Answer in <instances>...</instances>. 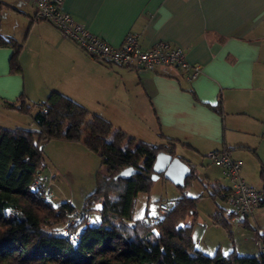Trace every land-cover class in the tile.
Listing matches in <instances>:
<instances>
[{"label": "crops", "instance_id": "obj_1", "mask_svg": "<svg viewBox=\"0 0 264 264\" xmlns=\"http://www.w3.org/2000/svg\"><path fill=\"white\" fill-rule=\"evenodd\" d=\"M0 1L6 4L0 11V33L20 45L16 69L11 65L15 47L0 46L1 127L37 129L35 113L58 91L86 107L90 118L101 116L138 141L173 147L171 154L192 170L184 190L194 187L192 180L199 181L201 193L190 196L201 201L207 193L216 202L209 219L218 227L216 211L223 204L230 212L232 207L214 192L218 185L230 188V180L209 152L229 151L243 160L245 179L264 188V0H65L75 20L113 46L136 33L144 49L159 41L181 48L187 62L200 67L196 77L173 65L148 70L98 62L52 23L38 19L29 1ZM25 104L29 113L20 110ZM46 146L44 170L53 177L55 171L72 170L79 160H101L81 141L52 139ZM62 156L67 157L64 163ZM178 192L176 198L182 195ZM263 210L259 207L240 222L255 230L253 241L259 240L256 229L264 228ZM199 211L197 204V215ZM243 246L233 238L229 252L215 249L245 255L239 252Z\"/></svg>", "mask_w": 264, "mask_h": 264}, {"label": "trees", "instance_id": "obj_2", "mask_svg": "<svg viewBox=\"0 0 264 264\" xmlns=\"http://www.w3.org/2000/svg\"><path fill=\"white\" fill-rule=\"evenodd\" d=\"M3 6L0 1V11ZM9 45L16 49L11 63L16 69L20 45L0 33V46ZM40 106L33 117L37 129L0 126V264H264V250L255 256L235 250L208 255L195 247L193 227L181 224L197 216L200 197L184 190L190 178L181 187L182 195L170 203V213L158 222L147 213L135 216L138 194L149 192L154 183L156 154L161 150L174 154L173 147L138 141L113 129L101 116L89 118L86 107L58 91ZM20 110L29 113L30 106L21 105ZM52 139L83 142L110 172L108 176L97 172L81 220L72 225L76 208L68 201L49 205L45 191L34 187L37 173L44 170V142ZM127 167L140 171L119 177ZM261 176L264 180V167ZM231 193V188L219 185L214 192L225 203ZM90 211L100 219L94 225L85 223ZM232 215L220 207L214 223L230 232ZM66 226L75 241L64 234ZM260 239L264 247V235Z\"/></svg>", "mask_w": 264, "mask_h": 264}, {"label": "built area", "instance_id": "obj_3", "mask_svg": "<svg viewBox=\"0 0 264 264\" xmlns=\"http://www.w3.org/2000/svg\"><path fill=\"white\" fill-rule=\"evenodd\" d=\"M27 1L34 5L38 19L52 23L66 38L76 42L91 58L98 62L148 70L155 69L159 65H173L183 70H190L192 77H196L200 72V67L187 62L181 48L169 42L159 41L153 47L144 49L140 45L138 34L129 33L120 46H113L75 20L65 9V0ZM207 156L215 164L222 166L229 177L232 193L228 202L232 207V220L239 223L243 218L253 216L254 212L264 203V188H259L245 179L243 160L234 158L229 151L222 153L212 151ZM49 182L50 176L42 170L36 175L34 187L42 188L45 191V202L53 205L52 194L48 188ZM170 211L171 207L167 203L161 202L159 214L154 217L153 221L158 222ZM83 213L82 209L77 211L69 224L72 225L81 220ZM87 216L85 223L88 225H94L100 221L97 214L88 213ZM63 232L71 241L76 240V236L68 233L67 226ZM257 235L261 238L264 235V229L259 228Z\"/></svg>", "mask_w": 264, "mask_h": 264}, {"label": "rangeland", "instance_id": "obj_4", "mask_svg": "<svg viewBox=\"0 0 264 264\" xmlns=\"http://www.w3.org/2000/svg\"><path fill=\"white\" fill-rule=\"evenodd\" d=\"M90 118V117H89ZM35 127V125H34ZM114 129V128H113ZM51 149L54 150V147L51 143ZM45 148V155L49 154V146ZM72 154V153H70ZM66 156H62L60 160L62 163L66 162L64 159ZM83 160V159H82ZM82 160H79L80 162ZM77 161L72 166V170L69 169L68 172L63 171L62 173H56L55 177L51 173H47L50 176V185L49 190L52 194V201L54 205H59L63 201H68L72 205L76 206V210H81L85 197L90 194L95 186H96V171L101 169L102 175L108 176L110 172L105 168L101 167V160H93L89 159V161H82L81 163ZM46 164H44V168H46ZM45 173V170H43ZM55 181V184H54ZM195 182L194 187L190 190L185 191L189 196L197 195L201 193V184L197 179L192 180ZM257 185V184H256ZM182 193V189L178 188L175 184H173L169 179L165 176H161L154 180L151 191L149 192H140L137 198V203L135 206V216L143 217L146 213L153 218V216L158 215V205L159 202L163 199L170 200L171 202L176 199V196ZM206 194V195H205ZM204 199L198 202L200 206V211L197 217L189 216L184 221H182V225H192L195 229V234L193 233L194 241L198 239L197 246L201 248L202 252H209L208 255H214L216 246H222V250L224 252H229L232 248L233 238L236 239V242H240L243 244L244 251H242L243 247H240V253L244 252V256H255L261 253V250H264V247L260 241L257 239L256 241L252 240L253 235L255 234V230L250 228L249 226H244V223H231V234L224 227L214 226L212 222H210L209 214L216 206V202L210 198V196L205 193ZM221 204H223L221 202ZM227 212H230L228 205L223 204ZM79 207H81L79 209ZM97 211V210H96ZM96 211H90L91 215H95ZM264 211V210H263ZM260 224L264 226V215ZM253 225H256L255 222H252ZM264 229V228H263ZM257 231V230H256ZM256 235V234H255ZM218 251V250H217ZM216 251V252H217ZM221 252V251H220ZM206 253V254H207Z\"/></svg>", "mask_w": 264, "mask_h": 264}, {"label": "water", "instance_id": "obj_5", "mask_svg": "<svg viewBox=\"0 0 264 264\" xmlns=\"http://www.w3.org/2000/svg\"><path fill=\"white\" fill-rule=\"evenodd\" d=\"M140 170L133 167L123 169L118 176L127 178ZM191 167L180 157L173 156L171 153L160 151L155 158L153 164V180L163 174L167 179L176 185H184L186 177L191 175Z\"/></svg>", "mask_w": 264, "mask_h": 264}, {"label": "bare ground", "instance_id": "obj_6", "mask_svg": "<svg viewBox=\"0 0 264 264\" xmlns=\"http://www.w3.org/2000/svg\"><path fill=\"white\" fill-rule=\"evenodd\" d=\"M161 203V202H160ZM159 203V204H160ZM166 203V202H165ZM168 204V203H167ZM169 205V204H168ZM262 206H263V204H262ZM233 213V212H232ZM158 214H159V205H158ZM157 216V215H156ZM156 216H154V217H156ZM154 217L152 218V219H154ZM232 217H233V215H232ZM232 217H231V219H232ZM246 218V217H245ZM245 218H243L240 222H242ZM239 222V223H240ZM259 240H260V243H261V239L259 238Z\"/></svg>", "mask_w": 264, "mask_h": 264}]
</instances>
